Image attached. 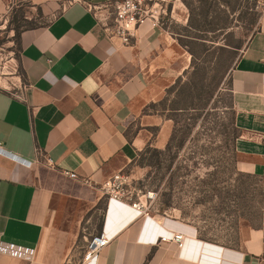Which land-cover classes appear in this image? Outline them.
<instances>
[{
	"label": "crops",
	"instance_id": "0c3cea01",
	"mask_svg": "<svg viewBox=\"0 0 264 264\" xmlns=\"http://www.w3.org/2000/svg\"><path fill=\"white\" fill-rule=\"evenodd\" d=\"M30 1L52 19L20 33V92L0 88V243L35 255L24 261L0 253V264H69L68 232L51 236L49 223L64 200L94 209L106 196V181L148 145H166L163 128L154 140L146 128L129 136L131 104L152 77L183 60L172 35L149 24L128 46L109 39L90 9L110 0ZM231 75L241 130L237 168L264 184V12ZM101 231L110 242L89 264H264L258 233L228 249L198 240L192 227L175 219L147 217L124 200H107ZM175 233L183 235L181 248L161 240Z\"/></svg>",
	"mask_w": 264,
	"mask_h": 264
},
{
	"label": "rangeland",
	"instance_id": "374dc122",
	"mask_svg": "<svg viewBox=\"0 0 264 264\" xmlns=\"http://www.w3.org/2000/svg\"><path fill=\"white\" fill-rule=\"evenodd\" d=\"M162 28L174 39L181 66L150 79L131 104L129 136L146 128L154 140L167 129L166 145H148L111 182L150 216L192 227L197 239L239 249L258 233L264 257V184L240 172L231 73L264 12L261 0H169ZM52 19L30 0H0V88L16 96L24 85L19 36ZM167 125V128L166 126ZM165 126V127H164ZM151 140V141H152ZM94 209L61 202L51 236L68 232L69 264H81L87 242L99 232L108 194Z\"/></svg>",
	"mask_w": 264,
	"mask_h": 264
},
{
	"label": "built area",
	"instance_id": "2783aa9c",
	"mask_svg": "<svg viewBox=\"0 0 264 264\" xmlns=\"http://www.w3.org/2000/svg\"><path fill=\"white\" fill-rule=\"evenodd\" d=\"M169 0H110L102 6L92 10L98 23L106 32L109 39H117L122 45L128 46L136 39L139 27L149 24L152 28H162L161 16L165 14V5ZM264 4V0H261ZM70 178H77L74 173H66ZM87 183V181H84ZM109 200H124L130 203L132 209L149 216L146 208L139 201H133L122 190L111 182V179L103 185ZM171 239L183 247L184 238L181 233H175L171 238L161 237V240ZM109 237L101 231L93 235L87 242L81 264H89L94 261L99 253L108 246ZM0 253L9 257L30 261L35 255L34 249L12 243H0Z\"/></svg>",
	"mask_w": 264,
	"mask_h": 264
},
{
	"label": "trees",
	"instance_id": "16d2710c",
	"mask_svg": "<svg viewBox=\"0 0 264 264\" xmlns=\"http://www.w3.org/2000/svg\"><path fill=\"white\" fill-rule=\"evenodd\" d=\"M100 232H98L97 234H99Z\"/></svg>",
	"mask_w": 264,
	"mask_h": 264
},
{
	"label": "bare ground",
	"instance_id": "6f19581e",
	"mask_svg": "<svg viewBox=\"0 0 264 264\" xmlns=\"http://www.w3.org/2000/svg\"><path fill=\"white\" fill-rule=\"evenodd\" d=\"M113 201V200H112Z\"/></svg>",
	"mask_w": 264,
	"mask_h": 264
}]
</instances>
